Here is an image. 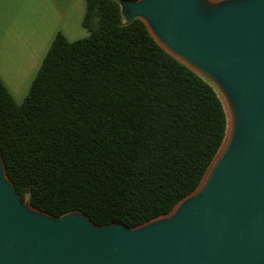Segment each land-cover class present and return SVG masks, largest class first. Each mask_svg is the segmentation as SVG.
I'll return each mask as SVG.
<instances>
[{"label": "trees", "instance_id": "1", "mask_svg": "<svg viewBox=\"0 0 264 264\" xmlns=\"http://www.w3.org/2000/svg\"><path fill=\"white\" fill-rule=\"evenodd\" d=\"M85 1L89 35L57 34L21 104L0 78V150L33 208L134 228L200 187L229 119L210 80L126 24L138 0Z\"/></svg>", "mask_w": 264, "mask_h": 264}, {"label": "water", "instance_id": "2", "mask_svg": "<svg viewBox=\"0 0 264 264\" xmlns=\"http://www.w3.org/2000/svg\"><path fill=\"white\" fill-rule=\"evenodd\" d=\"M121 10L222 90L228 142L194 193L134 228L33 208L0 150V264H264V0L122 1Z\"/></svg>", "mask_w": 264, "mask_h": 264}, {"label": "crops", "instance_id": "3", "mask_svg": "<svg viewBox=\"0 0 264 264\" xmlns=\"http://www.w3.org/2000/svg\"><path fill=\"white\" fill-rule=\"evenodd\" d=\"M67 0H52L40 18V24L27 25L21 37H4L1 35L3 25L0 23V78L13 98L25 97L39 72L42 62L50 50L58 33H62L73 42L87 37L89 32L83 26L86 12V1L80 0L77 10L74 9L76 21L80 28L74 29L69 19L70 7ZM37 19V17H36ZM19 94H22L19 95ZM18 103V102H17ZM21 104V103H19Z\"/></svg>", "mask_w": 264, "mask_h": 264}, {"label": "rangeland", "instance_id": "4", "mask_svg": "<svg viewBox=\"0 0 264 264\" xmlns=\"http://www.w3.org/2000/svg\"><path fill=\"white\" fill-rule=\"evenodd\" d=\"M71 2V4H67L70 7V14L69 19H71V25L75 29H79L81 24L78 23V19L76 21V17L74 16V13H77L74 11V9L77 10L78 3L80 0H67ZM82 1V0H81ZM84 1V0H83ZM220 0H209V2H215ZM52 2V0H0V23L3 25V30L1 31V35L4 37L7 35L8 37H21L24 33L25 27L29 24H40V18L44 11L47 10V5ZM37 17V19H36ZM39 27H42L41 24ZM75 38H83L79 37L78 34ZM212 82V81H211ZM212 84L216 87L218 90V93L223 100L224 106L227 111L228 119H229V128H228V134L225 140V143L222 147V150L226 146L228 139L231 134V123H232V116L230 111V106L227 101V98L225 94L222 92V90L212 82ZM29 93V91H28ZM22 96V94H19ZM28 95V94H27ZM18 97V95L15 94L14 99L18 103H22L25 98L27 97Z\"/></svg>", "mask_w": 264, "mask_h": 264}]
</instances>
